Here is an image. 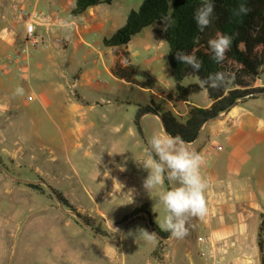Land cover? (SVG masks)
<instances>
[{
  "label": "crops",
  "instance_id": "crops-1",
  "mask_svg": "<svg viewBox=\"0 0 264 264\" xmlns=\"http://www.w3.org/2000/svg\"><path fill=\"white\" fill-rule=\"evenodd\" d=\"M56 2V0H25V5L52 11L56 8ZM73 4L74 0L73 2L68 0L65 4L57 5L61 9L63 20L70 18L68 14ZM99 4L101 3L89 6L82 13L73 16L71 19L74 22V28L71 31L65 30L59 25L52 26L48 31L42 26H36V34L42 36L46 44L34 48L31 52L28 64V82L24 83L23 95L15 93L16 87H21V83L14 73L0 76V143L5 144L10 140L18 142L17 139H11L15 133L22 134V138L26 137L22 142H28L29 148L26 149L37 153V155L30 154V157L39 159L37 168L45 179L48 178L49 169L43 165V160L40 161L42 157L39 152H42L43 149L49 148L51 152L53 149L67 152L70 149L68 144L72 142L74 150H78L88 136H93L92 141L95 142L98 139L100 142V132L95 131L96 133L92 135L90 131L95 122L90 118L85 120L88 109L106 108L107 106L110 111H120L126 110L131 105L133 113L129 119V126H133L131 129L135 138L139 137V140L142 141V150L139 154L141 162L145 158L146 145H144L143 136L146 134L149 137V135L144 125H141L142 135H140L134 124L137 109L136 100L133 103H128L114 91L106 93L96 88L90 89L98 95L91 102L80 95L76 88L77 97L72 98L67 90L70 82H73L76 87L80 86L85 89L95 84H106V81L97 82L94 75L83 77L80 68H78L74 79L70 81L66 75L67 68L62 69L61 67L59 76L66 78V82L65 84H51L54 89L40 82L41 76L56 70L59 58L62 59V65L65 66L70 57L72 64L73 52L81 46L86 47L83 54L85 60H90L94 66H100L112 75L114 74L111 72V68L117 61H123V53L127 54L128 63L135 70L136 67L130 57L129 43L137 33L126 44L117 48L103 46L101 42L103 37L110 35L124 23L127 13L123 23L112 27L106 34V29L104 30L106 17H102L98 12ZM131 8L135 9V7ZM75 17L79 18L74 19ZM148 27L155 36L156 47L162 46L165 41L154 33L151 26ZM148 27H144L140 32L145 31ZM22 29V20L15 14L11 1L0 0V54H5L17 43ZM98 32L102 35L100 39L96 37ZM57 37L64 40L63 45H58L55 42ZM68 51L71 52L70 55ZM149 53L150 47L145 48L142 56L143 67L147 70L146 76L150 75L156 79V88L139 90L141 95L142 91H149L154 96L166 100L168 106L165 109L170 110L179 120L185 119L189 105L206 107L211 103L205 90H201L204 91L207 98L203 103L197 102L192 97L193 94L187 101L168 100L165 94L174 93L175 82L174 90L165 89L161 77L154 67L150 66L153 56ZM154 61H156L155 58ZM263 69L264 62L261 72ZM168 71L170 73V67ZM96 72H99V69H96ZM257 78L252 81V86L264 87V82H258ZM119 80L124 85H128L121 79ZM27 93L33 95L31 100L26 98ZM110 99L114 102H111ZM64 100L66 102H63ZM21 107L27 108L29 113L18 119L17 110ZM85 107H87L86 110ZM105 108L102 112L103 119L106 118ZM146 117L156 123V132L163 131L162 124L155 114L144 113L139 118L140 124H143ZM103 122L105 121L103 120ZM26 125L28 128H24ZM44 127L47 130L49 128V132L46 134L47 130L43 131ZM44 136L48 137L47 141L52 143L53 148L45 144L47 141L42 140ZM126 138L128 137H123V143L120 138L117 147L106 149L107 169L103 172V177L106 178V207L102 209L95 202L82 203V210L86 208L89 211L88 214L97 217L106 227V231L112 235L98 237L73 218L62 221L55 215L37 214L19 221L15 216L4 217L0 220V237L6 235V232L5 235L3 232L6 227H9L10 230L7 232L11 233L12 239L3 249L0 248V264H68L74 262L78 249L70 245L68 239L72 236L84 239L85 233L102 240L104 246L98 249L100 253H109L110 245L122 238L126 229L125 225L116 228L114 223L142 203L146 204L148 219L156 223L159 220L158 212L164 211V209L156 194L152 193L150 197L143 187L147 170L143 168L141 162L132 171L121 165L122 162H126L127 157ZM190 144L204 158L201 174L205 180L206 177L209 180H206L207 188L205 190L207 212L203 217L189 218L188 234L183 239L172 238L170 234L161 239V244H163L161 259L152 256V251L160 239L157 238L155 243H150L148 254L151 260L148 261V264H199L197 237L200 235H207L213 241L223 244L221 256L224 260H229L233 264H261L257 238L260 222L264 219V94L240 100L228 110L205 122L199 136ZM215 145H220L221 149L215 151L213 149ZM115 158L120 159L118 166ZM109 159H114V161ZM56 189L61 190L59 187ZM133 196L138 199V203L132 204L130 209L125 211L124 204ZM152 202L155 203L153 206ZM138 215L139 218L136 220L141 221L140 223L144 225L145 229L147 227L151 231L145 214L138 212ZM47 231L51 232L50 235L56 239L51 248H47L45 242ZM261 239V253L264 256V228ZM87 248L88 251H94L93 247ZM81 251L84 249L82 248Z\"/></svg>",
  "mask_w": 264,
  "mask_h": 264
},
{
  "label": "rangeland",
  "instance_id": "rangeland-1",
  "mask_svg": "<svg viewBox=\"0 0 264 264\" xmlns=\"http://www.w3.org/2000/svg\"><path fill=\"white\" fill-rule=\"evenodd\" d=\"M56 1L55 7H57L59 4L67 3L68 0ZM70 1L73 2V0ZM139 4L140 0H111L110 3L99 4L98 12L102 17H106L104 27V30L106 29V34L111 30L112 27L119 26L123 23V19L129 8H136L139 6ZM78 18L79 17H75L74 19ZM101 36L102 35L99 32L96 33V37L98 39H100ZM155 42V36L149 27L146 28L145 31L137 33L133 39H131L129 43L130 57L136 67V78L142 79L147 74V70L143 67L144 59L142 56L145 48L150 47L149 55L153 56V59L150 61V66H153L154 70L161 77L165 89L174 90V81L168 71L169 65L166 57L167 44L164 42L162 46L156 47ZM85 48V46H81L77 51L73 52L72 64L70 63V57L68 58L67 64L65 66L62 65V59L59 58L57 60L59 63L56 67V70L41 76L40 82L43 84L45 83L51 86V89H54L52 86L54 83L65 84L66 82V78H61L59 76L61 67L62 69H64V67L67 68L66 75L70 81L74 79L78 68H80V72L83 73V77L94 75L97 82L106 81V84H95L85 89L80 86L76 87L73 85V82H70L68 84L69 86H67V90L68 94L72 98L77 97L75 91L76 88L80 95L84 96L87 101L91 102L98 95L90 89L96 88L106 93L109 91H114L119 94L120 98L127 100L128 103H133V101L142 96L147 100L151 99L154 102L160 104L163 109L167 108L168 104L166 100L154 96L149 91H142L143 93L141 95L138 89L132 88L130 85H124L117 77L108 73L107 71H104L102 67L94 66L90 60H85L83 58V54L86 51ZM70 53L71 52H69V55ZM154 58L156 61H154ZM96 69H99V72H96ZM191 80H196V77H186L184 78L183 82H188ZM167 81L169 85L167 84ZM257 81L264 82V69L257 78ZM192 97H194V99L200 103H203L207 99L204 91L193 94ZM110 101L114 102L111 99ZM63 102L66 101L64 100ZM104 108L101 107L93 110H86L87 107H85V110L87 111L85 120L90 118L93 120V122H95L90 131L92 135L96 132H100V142L98 139H96L94 142L92 141L93 136H88L86 137L85 141L81 143V148L78 150H74V144L71 142L68 144L70 149L67 152L59 149H53L51 152L49 148L43 149L42 152H39L40 156L42 157L40 158V161L43 160V165L49 169V174L47 175L48 178L45 179L44 176L39 173V169L37 168L39 159L30 157V154L37 155V153L26 149L29 148V143H23L22 140L26 137L22 138V134L20 135L18 133H15L12 138L10 137L11 139H17L18 142L10 140V142L5 144L0 143V157L3 165L5 166L3 167L10 174L16 177L33 181L44 180L48 185L54 188H61L59 191H61L68 198L69 202L74 206V208L81 213H89L86 208L82 210V203L88 204L90 202H95L102 209L105 208L106 178L103 177V172H105L107 169L108 159L106 158V149L117 147L120 143V138L123 143V137H128L125 140V151L127 156L125 160L126 162L123 163L121 161V165L126 166L127 170L132 171L140 165L141 159L139 154L142 150V141L139 140V137L135 138V134L131 129L133 126H129V119H131L130 116H132L133 113L131 105H129L126 110L120 111H110L106 106L105 119L102 118V112ZM17 111L18 119L19 117L29 113L28 109L24 107L18 108ZM103 120L105 122H103ZM141 125H144L149 136L152 134V132H156V123H154V121L150 120L148 117L143 120V124L141 123ZM24 128H28V125H26ZM46 130L47 128L44 127L43 131ZM48 132L49 128L45 134ZM147 137L148 136L144 134V145H147ZM47 139L48 137L44 136L42 140L47 141ZM48 141L45 142V144H48L50 147H52V143H49ZM109 160L114 161V159ZM116 161V165L118 166L120 164V159L115 158V162ZM25 183L26 182L12 178L0 170V220L4 217L15 216L18 218L17 220L23 221L24 218L37 214H43L45 216L55 215L57 218H61L62 221H65L68 218L77 220L72 214L62 210L59 207L55 198L52 195L49 196L47 194L49 191L43 184L41 185L46 189V192L37 191L27 186ZM135 203H138V199L133 196V198L129 201L127 200L123 209L128 211V209H130L129 207ZM154 204L155 203L152 202V206ZM163 215L164 211L160 210V212H158L159 220L163 217ZM90 216L94 218L95 222L98 223L105 232H107L106 227L101 224L97 217L92 215ZM140 222L141 221L134 219L128 223L126 225L124 236L116 243L110 245V251L106 254H102L98 251V249L104 246L102 240L97 237H92L89 233V235L85 233L84 239H80L77 236L69 237L68 243L73 245L75 249H78V251L75 255V261L68 264H148V261L151 260L148 254L150 242L145 241L143 236L139 234V231L140 229L147 230L148 232L151 231H149L147 227L145 229L144 225ZM121 224L124 225V223L115 224L116 228H119ZM7 230H10V228L6 227L3 232L4 235L6 232V235L0 237L1 249H3L7 243H10L12 239L11 233L7 232ZM50 233L51 232L47 231V240L45 241L47 248L53 247L56 241L55 237L50 235ZM108 234V237L112 235L110 233ZM87 247H93L94 251H88ZM82 248L84 251H81ZM161 258L162 257L157 259Z\"/></svg>",
  "mask_w": 264,
  "mask_h": 264
},
{
  "label": "trees",
  "instance_id": "trees-1",
  "mask_svg": "<svg viewBox=\"0 0 264 264\" xmlns=\"http://www.w3.org/2000/svg\"><path fill=\"white\" fill-rule=\"evenodd\" d=\"M110 2L111 0H74L70 14L76 16L89 6ZM201 2L202 0H140L137 8H131L127 12L124 23L110 35L102 38L103 46L117 48L126 44L144 27L151 26L154 33L168 46L166 57L170 74L175 82V91L172 94H165V97L173 101H187L190 95L205 90L207 97L211 100L206 107L189 105L185 119L179 120L170 110L163 109L160 104L151 99L139 97L136 99L134 124L140 135H142V128L139 118L144 113H151L160 117L167 133L179 135L184 141L190 143L196 138L202 124L218 116L220 111L229 109L240 100L264 94L263 86H252L251 83L260 75L264 62V0H212L213 20L203 31L198 29L194 20V11ZM241 3L249 9L247 14L234 15V10L238 9ZM168 12H171L173 23L166 32H163L161 27L156 25L160 17ZM217 32L233 36L230 48L221 63H216L212 59V52L208 45L209 39L214 38ZM176 50L194 53L202 62L201 69L197 72L188 65L180 64L175 59ZM122 55L123 61H117L111 68V72L116 77L138 90L156 88V79L150 75L141 80L137 79L134 68L128 63L127 54ZM217 71L227 74L228 84L219 89L201 87L199 81L205 79L209 73ZM186 77H196V81L184 84L182 80ZM0 165L4 166L1 157ZM25 184L37 191L46 192L39 183ZM165 187H169L167 181H165ZM52 189L64 207L74 210L100 235L109 236L93 217L77 211L61 191L54 187ZM47 194L51 195L48 192ZM138 212L148 213L145 203L134 207L115 224L124 223L126 226L132 220L139 218ZM149 223L160 239L152 251V256L160 258L163 252L161 239L166 238L170 233L161 230L151 219ZM263 228L264 219L260 222L257 238L261 264H264V256L261 253Z\"/></svg>",
  "mask_w": 264,
  "mask_h": 264
},
{
  "label": "clouds",
  "instance_id": "clouds-1",
  "mask_svg": "<svg viewBox=\"0 0 264 264\" xmlns=\"http://www.w3.org/2000/svg\"><path fill=\"white\" fill-rule=\"evenodd\" d=\"M248 8L241 3L234 15L247 14ZM214 4L212 0H202L200 6L194 11V20L200 31L207 28L213 20ZM171 12L160 17L156 26L166 32L172 25ZM65 30L71 31L74 22L71 18L62 20L60 25ZM233 36L217 32L214 38L209 39L208 45L212 52V59L221 63L229 50ZM175 59L180 64L190 66L199 71L202 62L194 53L183 50L175 51ZM229 77L224 72L209 73L200 80L201 87L208 86L219 89L228 84ZM17 95H23V88L17 86ZM148 147L145 149V158L141 162L147 170L143 180V187L149 193H155L164 209V215L156 221L159 228L170 233L175 239H183L188 234V220L191 217H203L207 212L205 190L207 182L201 174L204 163L203 156L184 141L179 135H172L166 131L155 132L147 138ZM167 181L169 187H164ZM139 234L145 241L155 243L157 234L140 229Z\"/></svg>",
  "mask_w": 264,
  "mask_h": 264
},
{
  "label": "built area",
  "instance_id": "built-area-1",
  "mask_svg": "<svg viewBox=\"0 0 264 264\" xmlns=\"http://www.w3.org/2000/svg\"><path fill=\"white\" fill-rule=\"evenodd\" d=\"M10 1L15 14L22 20L23 29L17 43L5 54H0V76L14 73L25 91L24 83L28 82V64L31 52L34 48L46 44L43 37L36 34V26H42L48 31L52 26L60 25L63 18L59 7L50 11L37 6H26L25 0ZM68 17L72 18L73 16L69 13ZM55 42L58 45H63L64 40L57 37L55 38ZM26 98L31 100L33 95L27 93ZM213 149L218 151L221 147L220 145H215ZM206 180L209 181L207 177ZM197 246V256L200 259L199 264H233L229 260H224L221 256L223 244L213 241L209 236H198Z\"/></svg>",
  "mask_w": 264,
  "mask_h": 264
},
{
  "label": "water",
  "instance_id": "water-1",
  "mask_svg": "<svg viewBox=\"0 0 264 264\" xmlns=\"http://www.w3.org/2000/svg\"><path fill=\"white\" fill-rule=\"evenodd\" d=\"M228 110V109H227ZM224 111H226V110H222V111H220L219 113H218V115L220 114V113H222V112H224ZM156 115V114H155ZM157 117H158V119L160 120V122H161V119H160V117L158 116V115H156ZM162 124V123H161ZM204 124V123H203ZM203 124H202V126H203ZM201 126V127H202ZM201 127H200V129H199V131H198V134H197V136H196V138L199 136V134H200V130H201ZM162 128H163V126H162ZM163 131H165L164 130V128H163ZM196 138L192 141V142H190V143H193L195 140H196ZM189 143V144H190ZM0 170H2L3 172H5L7 175H9V176H11L12 178H15V179H18V180H20V181H23V182H26V183H40V184H43L47 189H48V191H49V193L55 198V200H56V202H57V204L59 205V207L62 209V210H64V211H67L68 213H70V214H72L85 228H87L90 232H92L94 235H96V236H98V237H101L102 238V236L99 234V233H97L88 223H86L81 217H79L77 214H76V212L74 211V210H72V209H66L65 207H64V205L61 203V201L58 199V197L56 196V194H55V192L53 191V189H52V187L50 186V185H48L44 180H36V181H33V180H28V179H24V178H20V177H16V176H14V175H12V174H10L2 165H0ZM144 213V212H143ZM145 214V216H146V218H147V224H148V227L150 228V230L152 231V232H154L152 229H151V225H150V223H149V219H148V215L146 214V213H144ZM121 226H123V224H121ZM121 226H119V228L121 227ZM116 236V235H115Z\"/></svg>",
  "mask_w": 264,
  "mask_h": 264
}]
</instances>
